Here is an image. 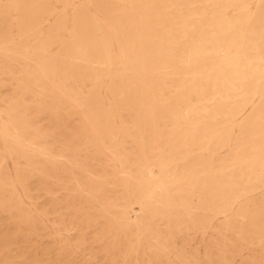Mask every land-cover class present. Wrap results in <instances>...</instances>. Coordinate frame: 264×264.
Segmentation results:
<instances>
[{
  "label": "bare ground",
  "instance_id": "bare-ground-1",
  "mask_svg": "<svg viewBox=\"0 0 264 264\" xmlns=\"http://www.w3.org/2000/svg\"><path fill=\"white\" fill-rule=\"evenodd\" d=\"M254 195L264 0H0V264H264Z\"/></svg>",
  "mask_w": 264,
  "mask_h": 264
},
{
  "label": "rangeland",
  "instance_id": "rangeland-1",
  "mask_svg": "<svg viewBox=\"0 0 264 264\" xmlns=\"http://www.w3.org/2000/svg\"><path fill=\"white\" fill-rule=\"evenodd\" d=\"M6 93V92H4ZM10 94V93H9ZM48 120L43 121L45 124L47 123ZM264 197V195H254V201L259 202L262 198ZM44 200V196L40 199L42 205L44 206H50V203H47ZM54 215V214H53ZM52 222L55 223V226L53 224V226H51ZM49 231L54 232L55 235H58L61 231L62 233L65 234V230H61L58 231L57 227L58 226H63V223L68 224L69 223V218L68 217H64L63 219H61L60 217H54L52 220H50L49 222ZM15 232V225H14V221L9 217L7 212L4 211H0V236L3 235L4 233H10L13 234ZM53 235V234H52ZM50 235L49 234H42L40 236H38V240L39 238L42 239V241L39 240V245L43 248H48L49 250H51L52 248L57 246L56 242L50 241L49 240ZM98 262L101 263L103 262V259H98ZM76 263L77 264H87L88 260L83 259L81 256H79L78 258H76Z\"/></svg>",
  "mask_w": 264,
  "mask_h": 264
}]
</instances>
